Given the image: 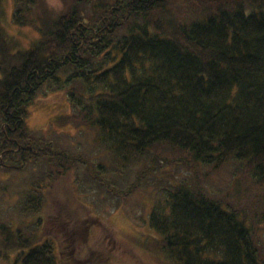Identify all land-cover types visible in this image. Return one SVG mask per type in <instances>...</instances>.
<instances>
[{
	"label": "trees",
	"instance_id": "obj_1",
	"mask_svg": "<svg viewBox=\"0 0 264 264\" xmlns=\"http://www.w3.org/2000/svg\"><path fill=\"white\" fill-rule=\"evenodd\" d=\"M14 2L37 36L21 45L0 7V264L80 248L85 175L113 211L151 192L165 262L264 264V0ZM61 92L73 133L30 129Z\"/></svg>",
	"mask_w": 264,
	"mask_h": 264
},
{
	"label": "rangeland",
	"instance_id": "obj_2",
	"mask_svg": "<svg viewBox=\"0 0 264 264\" xmlns=\"http://www.w3.org/2000/svg\"><path fill=\"white\" fill-rule=\"evenodd\" d=\"M42 2L49 14L60 12L66 5V0H42ZM0 7L2 22L10 31L9 33L16 36V40L21 45L28 46L37 33L30 27L19 29L12 25L14 0H1ZM30 110L31 114L27 119L30 129L48 131L54 125L53 130L58 133H73V130L68 129L69 126L63 127L56 123L58 119L59 123L61 117L71 113V107L64 92L40 97L31 105ZM76 180L78 187H82L80 188L82 197L78 196L79 201L85 200L92 209L88 219L91 227H89L87 238L80 240V248L67 249L59 255L60 245L57 241L56 252L59 255V264H91L88 262L100 264L102 261L105 264H171L169 261L161 260L162 254L158 250L150 249L159 247L157 241L160 237L152 230L148 222L153 200L149 190L146 191V188L141 187L129 197L126 210L113 211L112 198H108V194L104 193L103 189L89 182L86 175L77 177ZM40 218L43 219V215H40ZM262 237L264 241V232ZM72 253L80 255L78 263L68 260V256L72 258ZM88 255L90 257L87 258ZM12 263L13 259L6 264Z\"/></svg>",
	"mask_w": 264,
	"mask_h": 264
}]
</instances>
